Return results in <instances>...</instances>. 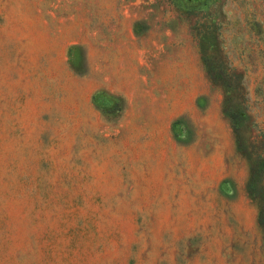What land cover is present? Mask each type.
Masks as SVG:
<instances>
[{
	"label": "rangeland",
	"instance_id": "1",
	"mask_svg": "<svg viewBox=\"0 0 264 264\" xmlns=\"http://www.w3.org/2000/svg\"><path fill=\"white\" fill-rule=\"evenodd\" d=\"M0 264H264V0H0Z\"/></svg>",
	"mask_w": 264,
	"mask_h": 264
}]
</instances>
